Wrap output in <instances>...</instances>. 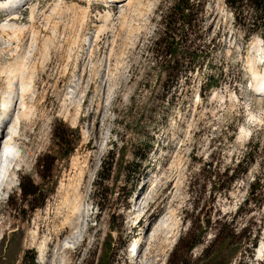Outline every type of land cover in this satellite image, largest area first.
Returning <instances> with one entry per match:
<instances>
[{"label":"rangeland","instance_id":"obj_1","mask_svg":"<svg viewBox=\"0 0 264 264\" xmlns=\"http://www.w3.org/2000/svg\"><path fill=\"white\" fill-rule=\"evenodd\" d=\"M118 1L28 0L17 20L12 9L0 11V113L9 66L22 60L33 78L17 142L23 161L9 198L0 196V264H30L33 253L41 264L35 219L50 209L51 229L60 225L67 197L80 201L85 218L65 264H264L255 254L264 241V95L250 64L258 55L264 75L261 36L246 39L226 0H191L196 42L213 52L170 87L152 46L177 0ZM23 71L12 75V94L21 95ZM21 109L18 100L0 134ZM104 160L113 168L98 185L101 212L93 195ZM171 214L179 226L173 243L162 227ZM54 250L52 242L49 262Z\"/></svg>","mask_w":264,"mask_h":264},{"label":"bare ground","instance_id":"obj_2","mask_svg":"<svg viewBox=\"0 0 264 264\" xmlns=\"http://www.w3.org/2000/svg\"><path fill=\"white\" fill-rule=\"evenodd\" d=\"M6 1L0 2V11L5 9L3 7H8L7 9L10 10L14 6L12 11L10 12V16H11L10 20H17L18 17L20 16V14H22V13H18V12L19 11L21 12V8L23 7L22 3L24 0H9L8 2H6ZM85 1H88V2L94 1L97 4H101V3H105L108 5L111 4V6L112 5L114 6L115 4H117L119 2L118 0H85ZM124 1L125 0H121L120 2H124ZM126 1L128 4H131L133 2V0H126ZM61 2L62 1L57 2L56 5H58V4L60 5ZM18 3H20V4H18ZM15 27L13 26V28H15ZM14 30H16V29H14ZM46 40H47V38H46ZM255 46L258 48L257 49L258 52L260 50H262V51L264 50V40L262 37L257 38ZM257 58H258V55H254L252 57V59L250 60V64H251V69H252L253 75H254L256 89H258V94L264 95V75L261 76V73L256 68L255 64H256ZM9 67H10L9 72H10L11 77L9 76V74H7V80H8V89L10 90V95L8 97V100H5V99L3 100V111L0 113V125L3 123V121H7L8 119L13 117V111L15 110V106H16L18 100H20V107H22L21 110H23V109L24 110H23L22 114H20L21 113V111H20V112H18L19 114H17L13 118V122L10 126V131L7 132L6 135H4V136H3V134H0V142L2 140V143H0V163L4 160H6V161L11 160L12 163H14L15 165L21 166L20 163H21V161H23L22 160V151L19 148V145L17 142H18V137H20V133H21L22 121L25 118H29V116L23 118V116L28 112L27 107L25 106L24 102H26L25 101L26 96L32 90V85H33L32 79L33 78L31 76L27 77L25 75L26 66H24V62L22 60L18 59L16 61H14L13 64H11ZM23 69H24L23 77H21L17 80L20 82L19 88H21V95L12 94L13 92H15V90H17V87L15 85L16 81H14V80H16L15 79L16 77L21 75V70H23ZM12 75L15 78L12 77ZM4 138H5V140H4ZM4 167H5L4 164H2V169L0 171V181H1L2 176L4 174ZM13 181L14 180H11V184ZM0 196H1V194H0ZM66 200L65 201L68 204V208H66L67 210H65V211H67V212L65 213V211H64L65 216L62 218L63 220H62L61 224L58 225L57 227H55V228L53 227L51 229V223H50L51 212H50V209L47 210L46 217L41 219V214H38L37 215L38 218L35 219L34 227L31 231V243L34 245L35 244L38 245V248L41 252V264H58V262L61 264H65L66 263V256H65L66 249L76 246V244H78L80 242V239L84 235V232H83L84 229L82 226H83V220H84L85 216L83 215L84 210L82 208V204L80 203V201H79V203H70L69 197H67ZM75 202H77V201H75ZM63 205H64V203H63ZM59 209H60V207H59ZM60 210H62V209H60ZM172 219H173V216L171 214L170 216H168V218H166L162 222V227L164 230H167L168 234L170 235L169 237H172L173 234H175V238L172 239L171 243H173L177 239L176 236L178 235V233H176L174 230L179 227L177 225L178 224L177 222H175V221L172 222ZM41 221L46 222L45 226L47 228V232L44 234L42 239H40V233H39V230L41 228ZM66 228H69V234L61 242L59 235ZM53 235L57 236L56 240H53ZM52 242L55 243V250L53 253L52 260L49 262L48 258H47L48 248ZM137 243H139V242H137ZM135 246H136V244L134 245V247ZM138 250H139V252H138V256L136 258H141V256H142L141 245L137 246V249L135 252H137ZM132 251H134V248L132 249ZM255 254L257 255L256 257L258 259L262 260V256L264 257V241L261 242V244L257 246ZM133 260H134V258H133ZM133 264H141V263L137 262V260H134ZM142 264H147V263L143 262Z\"/></svg>","mask_w":264,"mask_h":264},{"label":"trees","instance_id":"obj_3","mask_svg":"<svg viewBox=\"0 0 264 264\" xmlns=\"http://www.w3.org/2000/svg\"><path fill=\"white\" fill-rule=\"evenodd\" d=\"M227 5L233 10L236 25L242 29L245 37L249 40L253 35H260L264 40V0H226ZM202 2V0H200ZM194 4L191 0H177L175 4L174 15L165 19V34L159 35L153 42V52L158 61L159 57L164 60L161 62V72L165 73L167 86L174 87L182 77L193 74L196 70L198 60L203 65L205 60L212 55L213 50H207L197 44L202 35L199 30V20L193 16ZM201 29V28H200ZM183 51V52H181ZM181 52V53H180ZM174 57V59H172ZM183 57L185 61H189L187 65L180 64L179 61ZM177 58V59H176ZM180 58V59H178ZM159 63V61H158ZM201 68V66H199ZM215 80V73L209 74L202 87L211 88ZM172 91L173 89H168ZM175 96L176 91H172ZM172 96V97H173ZM63 130V129H61ZM64 132V131H63ZM62 132V133H63ZM57 129V136L62 141L64 135ZM147 153L143 157L146 160ZM106 160L101 162V170L95 180L94 201L98 210L102 212L101 205L102 194L98 192L100 181L109 180L113 163L108 166ZM141 166V163H140ZM24 190L33 193L32 189ZM30 264H36V254L33 253Z\"/></svg>","mask_w":264,"mask_h":264}]
</instances>
